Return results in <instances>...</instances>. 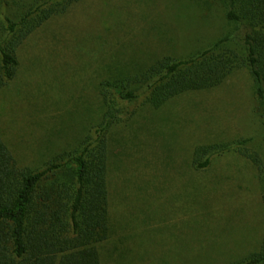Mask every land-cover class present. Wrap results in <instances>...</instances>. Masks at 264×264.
Here are the masks:
<instances>
[{
  "label": "trees",
  "instance_id": "trees-1",
  "mask_svg": "<svg viewBox=\"0 0 264 264\" xmlns=\"http://www.w3.org/2000/svg\"><path fill=\"white\" fill-rule=\"evenodd\" d=\"M79 1L0 0V89L18 74L23 42ZM188 1L206 20L222 13L227 29L181 55L163 54L143 63L101 58L93 75L74 81L77 92L71 95L79 102L93 86L96 108L80 102L61 116L69 117L66 127H74L73 134L63 127L35 135L18 152L0 128V264H108L99 245L109 239L119 206L134 202L125 214L132 207L159 208L164 203L174 209L170 204L182 202L189 208L197 195L223 184L219 174H202L212 155L229 144H198L184 165L170 153L152 155L148 149L155 136L147 131L154 119L147 109L216 87L234 70L245 68L264 115V0ZM185 2L179 4L184 7ZM181 16L171 17L177 21ZM143 131L147 136L141 137ZM250 139L254 137L240 141ZM238 151L258 170L263 233L245 253L214 264H264V159L260 150L245 144ZM179 234L184 233H171L170 243ZM229 234L211 239L205 233L216 247L238 245L244 238V233L241 238Z\"/></svg>",
  "mask_w": 264,
  "mask_h": 264
},
{
  "label": "rangeland",
  "instance_id": "rangeland-1",
  "mask_svg": "<svg viewBox=\"0 0 264 264\" xmlns=\"http://www.w3.org/2000/svg\"><path fill=\"white\" fill-rule=\"evenodd\" d=\"M181 1H186L184 7ZM198 8L188 0H80L49 19L23 42L18 74L0 89V128L7 143L20 152L32 136L63 127L73 134L74 127H66L69 117L61 120V116L80 102L96 108L93 86L79 102L71 95L77 92L74 81L93 75L101 58L112 55L143 63L163 54L181 55L227 29L222 13L206 20ZM178 15L181 19L172 20ZM147 110L154 119L146 130L155 136L148 149L152 155L170 153L184 165L198 144H229L212 155L202 174H219L223 184L197 195L189 208L182 202L170 204L174 209L167 203L159 208L149 203V208L136 206L125 214L134 202L119 206L109 239L99 245L102 261L214 264L251 249L252 241L263 233L260 184L257 167L239 153L238 146L260 150L264 159V115L248 71L238 68L216 87L187 92L159 109ZM146 131L141 137L147 136ZM248 137L254 139L240 141ZM171 233L184 234L170 243ZM205 233L211 239L218 233L244 238L238 245L216 247ZM214 248L222 252H210Z\"/></svg>",
  "mask_w": 264,
  "mask_h": 264
}]
</instances>
